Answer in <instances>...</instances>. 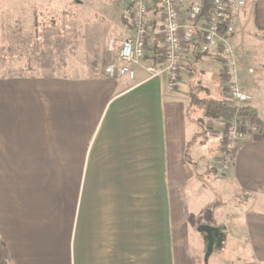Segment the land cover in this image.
<instances>
[{
	"label": "crops",
	"instance_id": "crops-1",
	"mask_svg": "<svg viewBox=\"0 0 264 264\" xmlns=\"http://www.w3.org/2000/svg\"><path fill=\"white\" fill-rule=\"evenodd\" d=\"M14 1V21L33 16L35 0ZM111 6L120 9L128 37L129 0L109 3L105 17ZM247 30L256 34L258 57ZM258 34L264 39V0H246L232 45L240 85L260 114ZM158 48L150 38L148 60ZM200 56L185 54L173 91L164 76L140 69L133 83L105 72L0 75V264H183L181 241L199 207L189 193L202 195L208 178L223 186L217 207L232 203L224 240L239 260L264 264V130L240 142L229 169H220L226 122L190 100V93L222 99L219 72L217 82L192 84L190 64Z\"/></svg>",
	"mask_w": 264,
	"mask_h": 264
},
{
	"label": "rangeland",
	"instance_id": "rangeland-1",
	"mask_svg": "<svg viewBox=\"0 0 264 264\" xmlns=\"http://www.w3.org/2000/svg\"><path fill=\"white\" fill-rule=\"evenodd\" d=\"M110 1L115 2V0H80V3L72 2L69 8L67 6L58 8L51 5L42 7L41 2L35 0L32 6L33 16L27 15L26 19L24 17L20 21H14L13 16L11 18L9 15V10L12 4L18 2L0 0V75L103 73L105 68L116 60L119 45L126 34L121 24L120 9L114 10L116 7L111 6V16L105 17L109 11L108 4L113 5ZM24 7L17 5L16 8ZM43 8L45 11L42 10ZM46 8H48L47 12ZM153 28L156 29L155 25ZM247 31L250 37L245 38V42L250 47V51L258 57L259 50L257 46L253 47V43L256 44L255 33ZM257 40L264 42L259 34ZM190 69L194 75L191 79L194 86L201 80L212 83L217 82L220 63L211 55H201L190 64ZM255 70L254 67V74ZM257 95L262 97L261 101L264 99L262 96L264 83L258 86ZM252 102L254 100L250 103ZM258 105L262 110L260 116L264 120V100L261 104L258 102ZM258 129L257 127L256 131ZM205 186L199 187V190L203 191L202 195L199 191L189 193L192 199L198 200L199 207L198 211L190 216L186 225L184 244L181 241L179 253L182 263L249 264L236 257L231 242L224 240L226 236L220 244L214 246L208 262L204 261L206 241L203 234L197 231V226L202 223L219 226L223 228L224 234H228L226 225L229 224L233 213V208L230 206L232 203L229 201H226L225 207H217L216 191L223 186L215 185L211 178L205 181ZM260 210L264 212V208ZM82 264L89 263L82 259Z\"/></svg>",
	"mask_w": 264,
	"mask_h": 264
},
{
	"label": "built area",
	"instance_id": "built-area-1",
	"mask_svg": "<svg viewBox=\"0 0 264 264\" xmlns=\"http://www.w3.org/2000/svg\"><path fill=\"white\" fill-rule=\"evenodd\" d=\"M245 6L246 0H129L131 33L122 40L116 60L104 72L109 77H126L133 83L136 70L140 69L150 78L164 76L168 90L173 91L188 51L211 54L221 62L219 75L224 103L236 108L248 104L254 95L240 85L232 45ZM152 34L159 42L158 56L153 61L148 60ZM247 72L254 75V67H248ZM256 130L242 116H235L226 124L220 155L222 171L229 169L238 144Z\"/></svg>",
	"mask_w": 264,
	"mask_h": 264
},
{
	"label": "trees",
	"instance_id": "trees-1",
	"mask_svg": "<svg viewBox=\"0 0 264 264\" xmlns=\"http://www.w3.org/2000/svg\"><path fill=\"white\" fill-rule=\"evenodd\" d=\"M190 100L193 105L202 109L203 115L206 117L229 122L235 116H244L249 119L250 124L259 129H264V120L258 111L250 104H244L236 108L227 105L222 99L199 98L194 93H190Z\"/></svg>",
	"mask_w": 264,
	"mask_h": 264
},
{
	"label": "water",
	"instance_id": "water-1",
	"mask_svg": "<svg viewBox=\"0 0 264 264\" xmlns=\"http://www.w3.org/2000/svg\"><path fill=\"white\" fill-rule=\"evenodd\" d=\"M223 229V228H222ZM219 226H211L207 224H199L197 231L203 234L204 240L206 241V249L204 253V261L207 263L210 254L215 245L222 242L225 234Z\"/></svg>",
	"mask_w": 264,
	"mask_h": 264
}]
</instances>
